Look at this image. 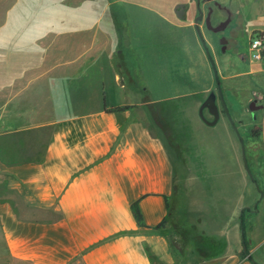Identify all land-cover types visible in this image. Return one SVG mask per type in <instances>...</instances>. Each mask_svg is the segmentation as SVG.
<instances>
[{
  "label": "crops",
  "instance_id": "0c3cea01",
  "mask_svg": "<svg viewBox=\"0 0 264 264\" xmlns=\"http://www.w3.org/2000/svg\"><path fill=\"white\" fill-rule=\"evenodd\" d=\"M159 8L141 0H0L2 262L154 264L151 253L163 264H253L242 257L244 200L228 204L226 213L212 208L208 234L221 250L202 262L182 258L167 226L154 229L183 175L149 109V102L169 98L144 87L150 97L135 99L130 29L137 12L176 31L195 27L186 12L180 18ZM190 37L203 52L193 30ZM197 163L186 192L201 177ZM135 201L147 227L131 211ZM177 201L181 210L189 207ZM219 219L226 220L218 225Z\"/></svg>",
  "mask_w": 264,
  "mask_h": 264
},
{
  "label": "rangeland",
  "instance_id": "374dc122",
  "mask_svg": "<svg viewBox=\"0 0 264 264\" xmlns=\"http://www.w3.org/2000/svg\"><path fill=\"white\" fill-rule=\"evenodd\" d=\"M141 1L160 7L162 12L177 17L174 11L176 4L186 3L189 6L186 11L188 18L197 17L195 0ZM218 2L211 3L213 7L211 23L217 24L225 18L224 7L233 11L235 22L244 23L245 35L240 39L237 36L239 41L237 48L236 43L230 40L226 51H223L219 33L211 31L206 26L202 27L201 24L199 26L217 65L227 105L243 136L249 166L259 186L245 169L240 139L229 119L221 114L216 125L208 126L203 123L205 120L200 114L201 102L196 106L198 100L205 101L211 92L217 94L218 91L214 72L202 42L200 41L201 47L206 56L203 59L204 65L199 59L203 52L196 51L190 45L192 30L199 38L195 27L192 30L182 28L176 31L174 27L157 17L151 18L150 14L145 12L136 13L135 19L133 18V29H130L135 37L137 49L133 62L135 85L138 88L135 99L140 101L144 97L145 99L150 97V93L139 90L144 87L152 90L155 97L169 98L162 106L173 119L174 137L167 138L164 130L160 127L159 129L167 141L176 170L180 167L183 175L180 178L183 184L177 183L175 194L171 198L170 214L166 224L172 246L180 252L183 259L186 257L201 262L210 259L213 253L221 250L220 245H216V242L220 241L208 234V228L215 220H211L209 215L212 208L220 206L217 210L226 213L228 204L241 199L244 200V204L240 209L242 212L240 222L241 231L243 227L245 234L243 247L246 248L242 257L248 255V259L255 264L257 262L253 258L258 262L264 260V228L261 229L264 225V197L261 199V191L264 192V60L262 62L251 60L249 43L252 35L264 30V0H218ZM112 11L113 8H110L109 14ZM15 15L21 16V3ZM119 26L120 30L122 26ZM225 34L229 35L228 32ZM2 35L0 34V39L5 37ZM165 44L166 48L163 47ZM237 49L247 54L248 62H243L237 57ZM209 81L214 82V85L206 93ZM129 91L133 93L134 89ZM252 103L256 107H261L260 110H255L253 115L250 106ZM216 104L222 110L221 103L217 101ZM204 115L210 121L214 119L207 107L204 108ZM155 124L158 125L156 121ZM194 162H198L199 167H202L198 169L201 177L195 183L194 189L186 186L188 189L186 192L184 189L186 176L192 171ZM178 198L188 203L186 207H189L186 210L180 209ZM190 200L197 209L190 207ZM245 207L246 210L242 211ZM225 220L219 219L218 225ZM196 242L202 248L198 249L199 247L195 246L197 253L194 251L193 255H189V252L193 251L190 250V246ZM253 246L255 249L250 251ZM0 252H4L1 246ZM0 264L6 263L0 260Z\"/></svg>",
  "mask_w": 264,
  "mask_h": 264
},
{
  "label": "water",
  "instance_id": "95a60500",
  "mask_svg": "<svg viewBox=\"0 0 264 264\" xmlns=\"http://www.w3.org/2000/svg\"><path fill=\"white\" fill-rule=\"evenodd\" d=\"M197 10L199 12V15L194 19V25H195V29L197 30V33L199 35V38L208 54V58L210 60V63H211V66H212V69H213V72H214V79H215V83L217 85V91H218V94L221 98V102H222V105H223V108H224V111L231 123V125L233 126L237 136L239 138H242V135L240 133V130L235 122V120L233 119L231 113H230V110H229V107L227 105V102H226V99H225V96H224V93H223V90H222V85H221V79H220V75H219V72H218V68H217V65L211 55V52L209 50V47L207 45V43L205 42L204 38H203V35L201 33V30H200V26H199V22L203 19V16H204V11L202 10L200 4H199V0H198V6H197ZM175 11L177 13V15L180 17V18H184L185 17V12H186V7H185V4L181 3L179 5L176 6L175 8ZM211 13L212 12H209V15L207 17V24H209V22H211ZM223 51H226V46L223 47ZM211 95L208 96L207 100H205L202 105L200 106V114L201 116L204 118L205 122L207 124H210V125H213V124H216L219 120V112H218V106L215 102V98L217 97L216 93L215 92H211L210 93ZM210 103V107H211V112L212 114L214 115V119L212 121L208 120L205 115H204V108L208 107V104ZM241 149H242V159H243V162H244V166H245V169L246 171L248 172L250 178L252 180H255L254 179V175L250 169V166H249V161H248V156H247V153H246V146H245V142L243 139H241ZM255 184L257 186L258 183L257 181L255 180L254 181ZM264 196V192L261 191V199L263 198ZM247 207L243 208L242 211L246 210ZM242 213V212H241ZM241 226H242V223H241ZM242 235H243V238H245V234H244V229L242 227ZM244 246H245V242H244Z\"/></svg>",
  "mask_w": 264,
  "mask_h": 264
},
{
  "label": "flooded vegetation",
  "instance_id": "af4514ba",
  "mask_svg": "<svg viewBox=\"0 0 264 264\" xmlns=\"http://www.w3.org/2000/svg\"><path fill=\"white\" fill-rule=\"evenodd\" d=\"M212 2H215L216 4L219 3L218 0H199V4H200L202 10L204 11L203 19L199 22V25L203 24L204 27L206 26L211 31H213L215 33H219V35H220V37L222 39L221 47H225L226 46V49H227V46H229L230 40H233L236 43L235 47L237 48L238 43H239L237 36H239V39H240V38H242L245 35L246 28L243 27L244 23H242L240 21L235 22L234 21V16H233L234 15L233 11L230 10L228 7H224V9H225V18H223L217 24H213L211 22H209V24H207V17L209 15V12H212L211 13V19H212V14H213V7L211 5ZM195 3H196L195 4L196 9H197L198 0H195ZM179 4H181V3H177L176 6L179 5ZM183 4H185L186 11H187L189 6L186 3H183ZM198 15H199V12L197 10L196 16H198ZM233 22H234V24H233ZM226 32H228L229 35H226L225 34ZM237 50H238L236 52L237 57L243 62H248L249 60H248L247 54L245 52H243L242 50H239V49H237ZM216 87H217V85H216ZM216 95H217V97L215 98V102L219 101L221 103V105H222L221 98H220L219 94L217 93ZM250 106H251V109H252V115H253V112H255V110H260L261 109V107H256L254 103H252ZM207 109L212 114L210 103L208 104ZM218 112H219V117H220L221 114H224L227 117V115H226V113L224 111L223 105H222V110H220L218 108ZM239 139H240V143H241V139H243V136H242V138H239ZM254 179H255V177H254ZM255 180H253V181H255Z\"/></svg>",
  "mask_w": 264,
  "mask_h": 264
},
{
  "label": "trees",
  "instance_id": "16d2710c",
  "mask_svg": "<svg viewBox=\"0 0 264 264\" xmlns=\"http://www.w3.org/2000/svg\"><path fill=\"white\" fill-rule=\"evenodd\" d=\"M162 104H163V102H149V109H150L151 113L153 114L155 121L164 130L167 138L172 139L174 137V126H173L174 122H173V119L170 117L169 112L164 111ZM167 208H168L167 216L163 219V221H161L159 224H157L154 227V229H156V230L163 229L168 222V218H169V214H170V203H169L168 199H167ZM131 211H132L138 225L143 226V227H147L145 222H144L143 214H142L141 209L139 207L138 201H135L131 204ZM195 246L199 247L198 249L202 248V247H200V244H198V242H196ZM150 257H151L154 264H156L158 262V259L155 255L150 253ZM255 264H257V263H255Z\"/></svg>",
  "mask_w": 264,
  "mask_h": 264
},
{
  "label": "built area",
  "instance_id": "2783aa9c",
  "mask_svg": "<svg viewBox=\"0 0 264 264\" xmlns=\"http://www.w3.org/2000/svg\"><path fill=\"white\" fill-rule=\"evenodd\" d=\"M249 52L252 61L262 62L264 60V30L257 31L251 36Z\"/></svg>",
  "mask_w": 264,
  "mask_h": 264
}]
</instances>
